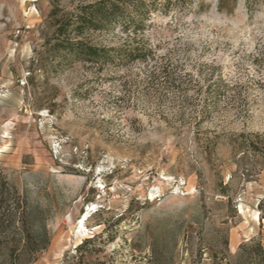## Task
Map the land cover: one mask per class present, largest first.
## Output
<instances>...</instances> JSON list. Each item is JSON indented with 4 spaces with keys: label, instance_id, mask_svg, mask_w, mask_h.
Segmentation results:
<instances>
[{
    "label": "rangeland",
    "instance_id": "rangeland-1",
    "mask_svg": "<svg viewBox=\"0 0 264 264\" xmlns=\"http://www.w3.org/2000/svg\"><path fill=\"white\" fill-rule=\"evenodd\" d=\"M78 3L0 0V170L28 202L32 264H212L221 231L231 253L264 243V167L244 177L232 150L264 133V0L157 12L154 57L118 63L60 50Z\"/></svg>",
    "mask_w": 264,
    "mask_h": 264
},
{
    "label": "trees",
    "instance_id": "trees-1",
    "mask_svg": "<svg viewBox=\"0 0 264 264\" xmlns=\"http://www.w3.org/2000/svg\"><path fill=\"white\" fill-rule=\"evenodd\" d=\"M192 2L193 0H165L163 3L159 0H79L75 11L58 27V37L63 38L58 46L60 50L66 49L72 55L90 62H146L154 57V49L145 36L153 23V16L157 12L168 14L174 7L186 9ZM115 28L128 33L124 44L108 47L94 42L93 33H103ZM72 31L76 35L74 39L70 38ZM162 69L164 73L166 68L162 66ZM232 150L244 177L252 174L258 164L261 163L264 167V133L241 132L233 142ZM226 187L223 186V189ZM258 208L262 220L264 199L259 201ZM98 237L94 235L85 239L77 251H82ZM220 239L222 247L216 250L212 264H264V243L260 237L242 242L235 253L230 252L226 232L221 231ZM33 241L35 234L28 226V202L0 170V258L6 252L13 255L19 251L27 253L32 264L39 255L38 247L29 248Z\"/></svg>",
    "mask_w": 264,
    "mask_h": 264
},
{
    "label": "bare ground",
    "instance_id": "bare-ground-1",
    "mask_svg": "<svg viewBox=\"0 0 264 264\" xmlns=\"http://www.w3.org/2000/svg\"><path fill=\"white\" fill-rule=\"evenodd\" d=\"M240 209H241V208H240ZM258 212H259V211H257V213H255V214H256L255 216H256L257 219H260V216H259ZM85 218H86V217H85ZM85 218H83V219L80 221V227H81V228H85V225H84V219H85Z\"/></svg>",
    "mask_w": 264,
    "mask_h": 264
}]
</instances>
